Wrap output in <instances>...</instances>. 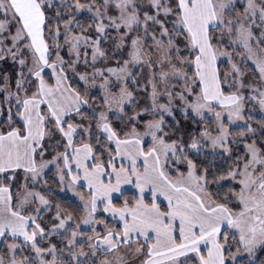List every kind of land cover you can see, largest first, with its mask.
Wrapping results in <instances>:
<instances>
[{"label":"snow or ice","instance_id":"snow-or-ice-1","mask_svg":"<svg viewBox=\"0 0 264 264\" xmlns=\"http://www.w3.org/2000/svg\"><path fill=\"white\" fill-rule=\"evenodd\" d=\"M0 264H264V0H0Z\"/></svg>","mask_w":264,"mask_h":264}]
</instances>
